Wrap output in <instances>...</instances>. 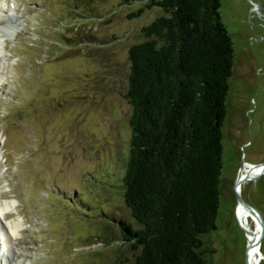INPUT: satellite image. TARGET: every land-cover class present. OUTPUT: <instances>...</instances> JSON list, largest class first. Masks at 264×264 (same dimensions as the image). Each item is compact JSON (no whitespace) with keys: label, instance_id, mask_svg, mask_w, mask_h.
<instances>
[{"label":"rangeland","instance_id":"rangeland-1","mask_svg":"<svg viewBox=\"0 0 264 264\" xmlns=\"http://www.w3.org/2000/svg\"><path fill=\"white\" fill-rule=\"evenodd\" d=\"M147 1L0 0V23L15 13L18 32L0 39V202H18L0 220L21 217L8 264L134 263L135 252L118 241V223L131 220L122 199L128 53L163 14L152 8L130 19ZM221 3L235 62L210 239L213 264H246L234 185L246 164L264 163V0ZM241 186L264 221V173Z\"/></svg>","mask_w":264,"mask_h":264},{"label":"trees","instance_id":"trees-1","mask_svg":"<svg viewBox=\"0 0 264 264\" xmlns=\"http://www.w3.org/2000/svg\"><path fill=\"white\" fill-rule=\"evenodd\" d=\"M122 5L146 0H120ZM221 0H148L159 8L128 53L130 150L119 242L133 264H213L223 127L235 53ZM110 245L112 241L105 239Z\"/></svg>","mask_w":264,"mask_h":264},{"label":"bare ground","instance_id":"bare-ground-1","mask_svg":"<svg viewBox=\"0 0 264 264\" xmlns=\"http://www.w3.org/2000/svg\"><path fill=\"white\" fill-rule=\"evenodd\" d=\"M6 13V12H5ZM15 14V13H14ZM14 14H8L6 13V23L3 24L0 23V33H3V36L5 35H11L12 37H16L18 32L15 26L16 23V17ZM1 16V15H0ZM5 16V15H4ZM10 37V36H9ZM261 166L258 168H254L251 166V164H246L242 171L240 177H250L251 179L254 177H257L262 172ZM250 181V180H248ZM238 192L242 194V186L239 187ZM18 202L17 201H3L0 202V217L4 216L6 214H12L11 212H15V206ZM236 216L237 219L241 225V227L247 231V242H248V250H247V257L246 261L247 264H260L261 263V250L255 249L252 246V243L257 240V238L260 236V228H259V220L257 215H255L253 212H250L247 208H245L242 205H238L236 210ZM21 222V217L15 221H9L5 225H2L0 220V238H1V245L5 246L6 248H11V252L9 255L15 256V252L12 251V245L18 241V236L20 235L19 225ZM6 259L9 258V256L3 255ZM8 261V260H7ZM2 261L0 260V264Z\"/></svg>","mask_w":264,"mask_h":264},{"label":"water","instance_id":"water-1","mask_svg":"<svg viewBox=\"0 0 264 264\" xmlns=\"http://www.w3.org/2000/svg\"><path fill=\"white\" fill-rule=\"evenodd\" d=\"M251 166L254 167V168H258V167L261 166V168L263 170L261 172V174L264 173V163L257 164V165L251 164ZM240 176H241V173L239 174V176L237 178V181H236V183L234 185V191H235V195L234 196H236V201H237L238 205L244 206L250 212H253L258 217V220H259V228H260V236L257 238V240L255 242L252 243V246L255 249L256 248L259 249L260 248L261 241L263 239L262 237H264V221H263L261 215L258 213V211L256 209H254L251 205H249L246 201H244V199L241 197L240 193L238 192L239 187L243 183L247 182L248 180H254L256 177H254V178L251 179L250 177H247V176H245L243 178L240 177ZM246 233H248V232L246 231ZM247 250H248V247H247ZM247 250H245L246 251V254H247ZM246 264H247V261H246Z\"/></svg>","mask_w":264,"mask_h":264}]
</instances>
